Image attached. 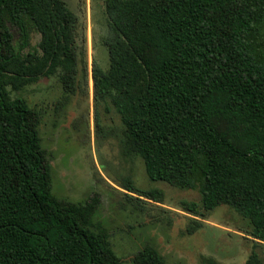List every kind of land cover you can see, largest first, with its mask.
<instances>
[{
  "label": "trees",
  "instance_id": "trees-1",
  "mask_svg": "<svg viewBox=\"0 0 264 264\" xmlns=\"http://www.w3.org/2000/svg\"><path fill=\"white\" fill-rule=\"evenodd\" d=\"M93 2L108 55L107 67L93 58L95 106L119 114L124 152L143 158L152 181L198 190L201 203L183 200L182 209L205 218L229 205L264 242V0ZM78 36L77 17L60 0H0V264L122 261L93 202L54 197L40 114L12 95L44 77L58 76L70 92L79 76L87 84ZM107 174L165 201L160 188ZM134 261L166 264L152 244ZM247 264H262L257 252Z\"/></svg>",
  "mask_w": 264,
  "mask_h": 264
},
{
  "label": "rangeland",
  "instance_id": "rangeland-1",
  "mask_svg": "<svg viewBox=\"0 0 264 264\" xmlns=\"http://www.w3.org/2000/svg\"><path fill=\"white\" fill-rule=\"evenodd\" d=\"M60 1L77 17V43L87 48L88 83L79 76V84L70 92L58 76H52L12 91L13 97H24L40 114V137L52 165L54 197L95 204L94 221L109 230L120 264H137L134 256L146 244L156 247L166 264H247L253 251L264 264V246L256 243L264 242L245 232L250 228L248 219L226 204L206 211L205 218L187 212L180 205L183 200L201 203L198 190L152 181L143 158L124 152L119 114L113 107L106 111L103 105L97 114L94 101L93 58L103 67L108 64L101 6L93 0ZM39 39L35 36L33 44ZM107 172L141 189L160 188L165 201L128 191Z\"/></svg>",
  "mask_w": 264,
  "mask_h": 264
}]
</instances>
